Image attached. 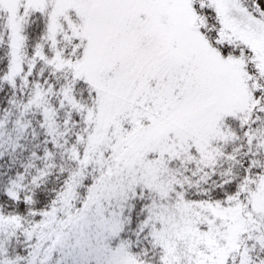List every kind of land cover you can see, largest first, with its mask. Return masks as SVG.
Returning a JSON list of instances; mask_svg holds the SVG:
<instances>
[{"label": "snow or ice", "instance_id": "1", "mask_svg": "<svg viewBox=\"0 0 264 264\" xmlns=\"http://www.w3.org/2000/svg\"><path fill=\"white\" fill-rule=\"evenodd\" d=\"M0 264H264V0H0Z\"/></svg>", "mask_w": 264, "mask_h": 264}]
</instances>
